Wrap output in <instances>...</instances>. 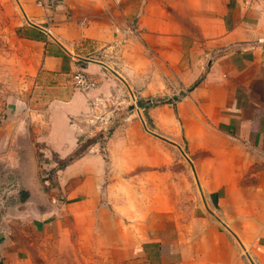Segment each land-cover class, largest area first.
<instances>
[{
    "label": "crops",
    "instance_id": "crops-1",
    "mask_svg": "<svg viewBox=\"0 0 264 264\" xmlns=\"http://www.w3.org/2000/svg\"><path fill=\"white\" fill-rule=\"evenodd\" d=\"M116 1L121 18L148 26L157 64L148 83L190 90L177 107L199 193H164L159 203L111 191L120 183L110 172L114 150L99 145L57 172L59 192L46 190L40 167L79 150L81 98L94 101L104 88L70 90L72 76L83 69L104 78L93 57L107 55L113 35L95 1L19 0L21 39L34 45L49 110L30 104L12 114L45 120L43 130L0 127L1 181L21 190L13 203L0 193V264H264V162L256 158L264 159V0Z\"/></svg>",
    "mask_w": 264,
    "mask_h": 264
},
{
    "label": "rangeland",
    "instance_id": "rangeland-1",
    "mask_svg": "<svg viewBox=\"0 0 264 264\" xmlns=\"http://www.w3.org/2000/svg\"><path fill=\"white\" fill-rule=\"evenodd\" d=\"M92 1L100 5L97 14L107 22L113 40L109 46L104 47L109 50L107 55L97 53L93 57L106 67L104 78L95 79L98 87L103 84V91L91 102L88 97H82L80 114L74 119L83 130L79 151H88L92 145L112 147L115 168L110 172L114 180L119 179L120 183L112 186L111 191L140 193L143 199L144 196L154 195L159 203H162L164 193H199L192 167L182 154L183 150L191 161L194 160L187 147L177 107L190 90L181 89L175 84L170 85L168 90L159 91L157 80L149 84L148 76L153 74V66L157 64L151 62L153 52L147 44V24L138 25L134 19L136 15H131L129 19L121 18L124 15L116 0ZM126 6L130 7V3ZM185 21H190L189 17ZM24 24L26 22L19 0H0V127L11 130L21 124L23 129L38 131L47 127L45 120L40 118L39 121H28L12 115L13 112L22 115L28 106L22 108L30 104L40 114L49 110L45 104L49 100H42L44 105L40 103V97L48 96V93L38 85V65L31 57L34 45L21 39L20 28ZM190 26L193 25L188 23ZM190 29L196 31L194 26ZM160 67H157L158 71ZM132 76L135 78L134 83ZM71 89L77 91L73 84L70 85ZM139 101L149 105L140 107ZM204 155L201 153L200 157ZM39 156L43 161L48 160L42 153ZM71 156L61 160L52 155L50 157L56 163L55 167H40L39 173L43 180L48 181L45 186L49 193L59 192L57 172L64 169L63 164ZM256 158L258 164L264 162V159ZM135 163L139 167L120 177V171ZM255 173L254 168L250 169L246 175V184L255 183ZM1 180L0 174V193L6 190L9 194L7 201L13 203L20 188L14 191L15 186L7 182L3 184ZM59 189L61 191L62 186ZM20 198L24 199L25 195L22 194Z\"/></svg>",
    "mask_w": 264,
    "mask_h": 264
},
{
    "label": "built area",
    "instance_id": "built-area-1",
    "mask_svg": "<svg viewBox=\"0 0 264 264\" xmlns=\"http://www.w3.org/2000/svg\"><path fill=\"white\" fill-rule=\"evenodd\" d=\"M37 2L41 3V0H37ZM72 84L82 92H90L98 88V82L83 69L74 73L72 76Z\"/></svg>",
    "mask_w": 264,
    "mask_h": 264
},
{
    "label": "trees",
    "instance_id": "trees-1",
    "mask_svg": "<svg viewBox=\"0 0 264 264\" xmlns=\"http://www.w3.org/2000/svg\"><path fill=\"white\" fill-rule=\"evenodd\" d=\"M139 106L140 107H145L147 105H149L147 102H144V101H139L138 102ZM80 150V149H79ZM77 150L75 153V155H72L67 161L66 163L63 164V168L70 164L71 162L75 161L76 159H78L79 157H81L85 152H86V149L85 150H82V151H79Z\"/></svg>",
    "mask_w": 264,
    "mask_h": 264
},
{
    "label": "water",
    "instance_id": "water-1",
    "mask_svg": "<svg viewBox=\"0 0 264 264\" xmlns=\"http://www.w3.org/2000/svg\"><path fill=\"white\" fill-rule=\"evenodd\" d=\"M155 136H158V137H160V135H157V134H154ZM163 139V138H162ZM182 154H183V156L187 159V161L189 162V164L191 165V167H192V171L194 172V174H195V177H196V172L194 171L195 170V167H194V164H193V162L188 158V156L186 155V153L182 150ZM196 179H197V177H196ZM198 182V181H197Z\"/></svg>",
    "mask_w": 264,
    "mask_h": 264
}]
</instances>
